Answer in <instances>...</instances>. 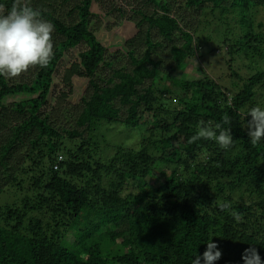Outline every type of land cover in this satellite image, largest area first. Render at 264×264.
<instances>
[{"label": "trees", "instance_id": "trees-1", "mask_svg": "<svg viewBox=\"0 0 264 264\" xmlns=\"http://www.w3.org/2000/svg\"><path fill=\"white\" fill-rule=\"evenodd\" d=\"M94 1L73 5L70 24L29 5L54 25L53 58L28 80L0 76V264H192L210 239L222 253L214 264H243L250 246L264 260V138L251 144L243 116L264 108V24L255 25L264 0H141L126 18L137 32L114 60L96 36ZM209 24L222 27L216 49L228 56L234 92L206 72L172 81L202 56ZM75 48L78 62L64 67ZM239 62L246 75L232 69ZM55 76L62 87H53ZM73 77L87 88L63 120L55 104L72 93ZM18 94L21 101H5ZM225 114L231 148L188 143L199 121ZM103 124L135 130L137 147L116 146L103 159L95 134Z\"/></svg>", "mask_w": 264, "mask_h": 264}, {"label": "rangeland", "instance_id": "rangeland-1", "mask_svg": "<svg viewBox=\"0 0 264 264\" xmlns=\"http://www.w3.org/2000/svg\"><path fill=\"white\" fill-rule=\"evenodd\" d=\"M80 0H69L63 2L62 0H27V3L32 6L40 7L43 10L52 11L53 15L63 21L65 24H70L73 19H75V13L69 14L73 5H77ZM141 0H95L91 6V12L99 16V20L93 19L92 22H96V25L101 24L100 28L96 32V36L101 44L106 48L105 58L114 60L116 55L122 49L125 40L134 36L137 32L136 28L132 23H129L126 18L131 14L130 10L136 9L140 4ZM211 20V16L207 17ZM232 20L231 17H228ZM212 22V21H211ZM262 22L264 24V10L259 9L255 15V25L256 23ZM222 27L219 29H214L212 24H209L206 33L210 31V34H204L209 36L208 42L205 43L201 49L200 54L202 56L196 57L193 61H189L184 67H181L177 72L174 73L172 81H178L179 79L195 80L203 77L204 73L208 74L210 77L216 79L221 85L232 90H237L239 83L235 80H230L227 78V66L226 60L228 56L223 52L217 50V46L223 45L222 37ZM212 31V33H211ZM175 37H178L176 34ZM59 38L55 35V31L52 33V41L54 42ZM163 49L166 50L170 43L167 41H162ZM78 51L75 48L69 52H66L62 57V65L64 67H69L72 63L78 62ZM264 67V63L262 64ZM35 67L29 68L28 71L22 73L19 77L8 78L9 81L18 82L22 80H28L32 71H35ZM233 70H238L242 75H246L247 70H249L248 65L242 62L234 64ZM88 80L84 78L73 77L72 78V93L68 94L59 105L61 109V118L63 120H69L78 106L79 101L86 91ZM169 86L174 89L175 92H179L176 85L170 81ZM53 87H62L57 76L54 77ZM52 87V89H53ZM57 90H60L57 88ZM178 90V91H177ZM61 93V91H59ZM232 93V92H231ZM12 95L5 98L7 103L14 101H21L18 99L24 98L23 96ZM58 97V95L56 96ZM28 98V97H26ZM49 103L54 104L57 99H54L49 95ZM5 102V104H6ZM98 138V142L101 147V155L103 159L111 157L116 146L133 147L136 148L139 142V133L133 129H128L121 124L105 125L98 129L95 133ZM59 158V157H58ZM62 159V157L60 156ZM6 202V196L0 195V203ZM115 214H110L114 216Z\"/></svg>", "mask_w": 264, "mask_h": 264}, {"label": "clouds", "instance_id": "clouds-1", "mask_svg": "<svg viewBox=\"0 0 264 264\" xmlns=\"http://www.w3.org/2000/svg\"><path fill=\"white\" fill-rule=\"evenodd\" d=\"M54 25L41 17L38 10L33 9L27 0H15L9 10L0 6V76L6 78L19 77L32 67H46L53 58L52 33ZM250 117L245 124L248 137L253 146L264 138V108L254 106L243 113ZM231 118L225 114L222 122H198L197 130L188 143L197 140L215 141L221 149L233 146L231 135ZM223 125H229L225 128ZM230 204H221V210H227ZM236 220L241 219L239 212H232ZM218 245L210 239L201 255H195L192 264H214L221 258ZM243 264H264L256 247H247L241 253Z\"/></svg>", "mask_w": 264, "mask_h": 264}, {"label": "built area", "instance_id": "built-area-1", "mask_svg": "<svg viewBox=\"0 0 264 264\" xmlns=\"http://www.w3.org/2000/svg\"><path fill=\"white\" fill-rule=\"evenodd\" d=\"M59 159H61V158H59ZM56 168V167H55Z\"/></svg>", "mask_w": 264, "mask_h": 264}]
</instances>
